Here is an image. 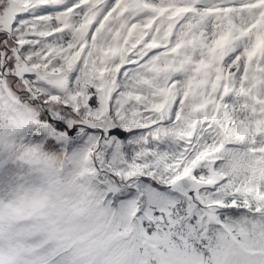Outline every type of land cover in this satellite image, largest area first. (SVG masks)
I'll return each instance as SVG.
<instances>
[{
    "label": "snow or ice",
    "instance_id": "6c2138e0",
    "mask_svg": "<svg viewBox=\"0 0 264 264\" xmlns=\"http://www.w3.org/2000/svg\"><path fill=\"white\" fill-rule=\"evenodd\" d=\"M5 115L186 264H264V0H0Z\"/></svg>",
    "mask_w": 264,
    "mask_h": 264
},
{
    "label": "rangeland",
    "instance_id": "374dc122",
    "mask_svg": "<svg viewBox=\"0 0 264 264\" xmlns=\"http://www.w3.org/2000/svg\"><path fill=\"white\" fill-rule=\"evenodd\" d=\"M33 127L32 122L20 115L0 117V198L3 193L15 187L20 188L22 182L25 184L33 177L36 168L28 162L25 155L28 150L38 149L47 157L62 163L59 160L63 159L60 157L65 146L58 151L49 150L46 142L32 138ZM64 163L67 166L65 177L72 181L71 188L74 191L65 221L76 224L75 232L69 227L67 234L70 236L74 232L80 237L66 239L68 236L63 232L60 241H66L67 244L80 240L85 247L77 254V260L62 255L59 258L63 262L57 263L55 259L50 264H167L166 259L169 257L179 264H186L189 256L184 255V245L180 240L167 238L159 225L154 232L151 225L137 219L134 207L115 200L114 195L107 197L108 192L99 191L97 185L92 184L89 174L78 177L84 185L79 187L80 180L70 175L69 161ZM102 182L107 184L105 180ZM88 227L87 236H84ZM59 243L56 247L47 246L42 251L55 255L66 245ZM33 244L39 245L35 241ZM36 264H42V259L38 258Z\"/></svg>",
    "mask_w": 264,
    "mask_h": 264
},
{
    "label": "clouds",
    "instance_id": "9594fccd",
    "mask_svg": "<svg viewBox=\"0 0 264 264\" xmlns=\"http://www.w3.org/2000/svg\"><path fill=\"white\" fill-rule=\"evenodd\" d=\"M25 155L41 181L0 198V264H36L38 258L50 264L42 250L58 245L74 199L72 181L63 176L55 159L35 148Z\"/></svg>",
    "mask_w": 264,
    "mask_h": 264
},
{
    "label": "trees",
    "instance_id": "16d2710c",
    "mask_svg": "<svg viewBox=\"0 0 264 264\" xmlns=\"http://www.w3.org/2000/svg\"><path fill=\"white\" fill-rule=\"evenodd\" d=\"M63 158V159H62ZM59 160L62 163H59L60 165V171L63 174V176L66 175L67 173V169H66V164L64 163L66 160L69 161L68 167H69V171H72V173L70 174L73 177H82L85 174H89L90 178H92L91 182L94 185H97V189L99 191L102 192H108L109 194H106V196L108 197L109 195L115 197V200H118L116 197V194L113 193L111 190L108 191V186L107 184H105L104 182H102V179L100 178V175L97 171L96 168V164L94 162V160L92 159V155L90 154V152L82 147H77V148H73L71 147L70 143H67L65 145V151L62 153V157H60ZM58 160V158H57ZM38 177V179L36 180L35 178ZM77 180H80L79 178ZM41 181V175L40 173L35 169L34 170V174L33 177L30 178L28 180L27 183L23 184V182L20 184L21 187H28V186H33L36 185L38 183H40ZM79 187H83V180L79 181ZM17 189H19L18 187H15L11 190H8L7 192L3 193L1 195V198L7 195H11L12 193H14ZM103 194H101L100 196H103ZM70 224V225H68ZM75 223L71 224V222H66L65 221V225H64V230L63 232L66 233V235L68 236L66 239H70V238H74V237H80V235H76L75 232ZM91 226V224H90ZM69 227L74 230V232L72 233V235H68L67 234V230L69 229ZM90 227H88L85 230V234L84 236H87V231L89 230ZM62 237V236H61ZM68 242V241H67ZM33 243V242H32ZM59 244H66V241H60ZM70 244V245H69ZM36 247L38 251H41V249H39V245H37ZM47 247V246H45ZM85 247V244L81 243L80 240H75L72 242H68L65 245V248L56 252L55 255H53V253L50 255H48L50 257V263L52 262V260H55V262L57 263H61L63 262V259L59 258L62 255H66L67 257H72L73 259L77 260V254L81 253L83 251ZM58 258V259H57ZM167 264H179L176 260H174L173 258L169 257L166 259Z\"/></svg>",
    "mask_w": 264,
    "mask_h": 264
}]
</instances>
